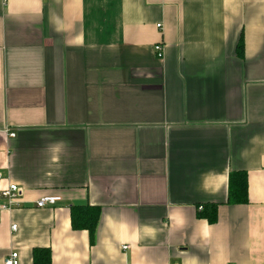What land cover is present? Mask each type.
<instances>
[{
  "label": "crops",
  "instance_id": "1",
  "mask_svg": "<svg viewBox=\"0 0 264 264\" xmlns=\"http://www.w3.org/2000/svg\"><path fill=\"white\" fill-rule=\"evenodd\" d=\"M0 173V264H264V0H0Z\"/></svg>",
  "mask_w": 264,
  "mask_h": 264
},
{
  "label": "trees",
  "instance_id": "2",
  "mask_svg": "<svg viewBox=\"0 0 264 264\" xmlns=\"http://www.w3.org/2000/svg\"><path fill=\"white\" fill-rule=\"evenodd\" d=\"M249 201L248 175L243 170H233L229 175L228 204H246ZM101 210L99 206L90 204H73L71 206V223L74 229H86L93 238L100 219ZM200 216L206 218L210 223L218 219V204L207 203L200 211ZM43 254L41 260L37 257ZM51 254L48 249H36L34 252L35 264H49Z\"/></svg>",
  "mask_w": 264,
  "mask_h": 264
},
{
  "label": "built area",
  "instance_id": "3",
  "mask_svg": "<svg viewBox=\"0 0 264 264\" xmlns=\"http://www.w3.org/2000/svg\"><path fill=\"white\" fill-rule=\"evenodd\" d=\"M155 52L158 58H161L163 55L162 45H155ZM14 136L15 134H11ZM2 179V174L0 173V180ZM22 196V188L15 182H8L7 186L3 187L0 191V215L5 210H11L15 206L20 205ZM61 200V197L58 195H44L37 200V206L44 207L47 205H54L56 202ZM201 208V207H200ZM16 225L12 226L13 229H16ZM128 246H124L126 248ZM5 264H19L18 253L11 252L10 255L5 259Z\"/></svg>",
  "mask_w": 264,
  "mask_h": 264
}]
</instances>
